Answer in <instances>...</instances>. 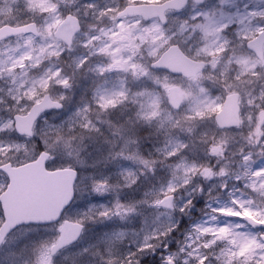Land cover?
I'll use <instances>...</instances> for the list:
<instances>
[{
	"label": "snow or ice",
	"instance_id": "snow-or-ice-1",
	"mask_svg": "<svg viewBox=\"0 0 264 264\" xmlns=\"http://www.w3.org/2000/svg\"><path fill=\"white\" fill-rule=\"evenodd\" d=\"M97 139L119 171L81 187ZM89 223L82 264H264V0H0V247L55 264Z\"/></svg>",
	"mask_w": 264,
	"mask_h": 264
},
{
	"label": "rangeland",
	"instance_id": "rangeland-1",
	"mask_svg": "<svg viewBox=\"0 0 264 264\" xmlns=\"http://www.w3.org/2000/svg\"><path fill=\"white\" fill-rule=\"evenodd\" d=\"M49 121H58L60 119V116L58 114H53L50 117H48ZM89 149H91L90 155L88 157H85V163L80 166V172L83 175L81 185H87L89 183V179L91 177H94L92 174H95V177L98 174L96 172H101V170H108L114 165V167L118 166L117 162H112L111 164L105 165L103 163V156L106 155V145L102 143L100 139H97L94 142H90ZM126 164V162H119V165L122 166ZM119 168V166H118ZM164 170L161 169V173H163ZM106 176H110L108 174H105ZM110 195V194H109ZM97 203H107V200L103 197H99L95 194L87 195L86 192L83 190L81 194H79V198L76 201V204L72 207V210L69 214V216H76L79 212L85 210L89 204H97ZM199 202L194 201L193 202V209H195V212L200 211ZM195 212H190V215L188 217L181 216L180 219L182 221V227L181 225H178V228H181L180 231V237H182L183 229L185 225L187 224V221L192 218L191 216L195 214ZM202 214V213H201ZM105 224H109L111 222H104ZM90 228L88 231L84 232V236L82 241L76 245L73 249L68 250L61 255H59L57 258H55V264H69L70 262H73V264H82L83 260V250L85 248H88L91 250L92 246L96 244L98 236L102 234H98L100 231L96 229V227H93L95 225H99L101 227V230H104V227L101 224L96 223H89L88 224ZM132 226L137 227L138 221L136 219H133ZM105 231H111L110 228H105ZM39 239H45V238H51L52 237V231H40L39 232ZM29 235H33L32 233H29ZM97 236V238H96ZM21 239H26L24 236H20ZM96 238V240L94 239ZM94 239V240H93ZM11 260V257H10Z\"/></svg>",
	"mask_w": 264,
	"mask_h": 264
},
{
	"label": "flooded vegetation",
	"instance_id": "flooded-vegetation-1",
	"mask_svg": "<svg viewBox=\"0 0 264 264\" xmlns=\"http://www.w3.org/2000/svg\"><path fill=\"white\" fill-rule=\"evenodd\" d=\"M145 135H147V133H145ZM147 144H148V146L146 147V150H150V148H151L150 142H148ZM118 171H119L118 166L114 167V165H112V167L110 169L101 170V172H96V173H98V174H110V177L115 179V174L118 173ZM80 174H81V172H80ZM92 175L95 177L94 173ZM82 176L83 175L81 174V177ZM98 176H101V175H97L96 177H98ZM199 207L203 209L204 205L202 203H200ZM70 212H71V210H70ZM70 212H68V213H70ZM68 213H67V215H69ZM93 227H96V229H98V227H99V229H101L100 226H93ZM84 230H85V228H84ZM37 231L38 232H40V231H43V232L44 231H52V236L55 235V232L53 230H51L50 228L46 229L44 227H41V228L37 229ZM55 258H57V256ZM8 262H10V257L8 256L7 249L0 247V264H8ZM73 262H74V260L72 262H70L69 264H73Z\"/></svg>",
	"mask_w": 264,
	"mask_h": 264
},
{
	"label": "water",
	"instance_id": "water-1",
	"mask_svg": "<svg viewBox=\"0 0 264 264\" xmlns=\"http://www.w3.org/2000/svg\"><path fill=\"white\" fill-rule=\"evenodd\" d=\"M35 184L34 183H29V184H26L22 189H21V191H20V196L22 197V198H24V199H27V198H29L30 197V195L35 191ZM81 236V235H80ZM80 238V237H79ZM78 238V239H79ZM77 239V240H78ZM76 240V241H77ZM75 241V242H76ZM75 242H73V243H75Z\"/></svg>",
	"mask_w": 264,
	"mask_h": 264
},
{
	"label": "clouds",
	"instance_id": "clouds-1",
	"mask_svg": "<svg viewBox=\"0 0 264 264\" xmlns=\"http://www.w3.org/2000/svg\"><path fill=\"white\" fill-rule=\"evenodd\" d=\"M88 152H91V149H88ZM86 157H88L87 154H86ZM161 175H163V173H161ZM86 194H87V195H91V193H89V192L87 191V189H86ZM191 212L194 213V212H195V209H192ZM177 235H180V230H178Z\"/></svg>",
	"mask_w": 264,
	"mask_h": 264
},
{
	"label": "trees",
	"instance_id": "trees-1",
	"mask_svg": "<svg viewBox=\"0 0 264 264\" xmlns=\"http://www.w3.org/2000/svg\"><path fill=\"white\" fill-rule=\"evenodd\" d=\"M148 146V144L146 145V147ZM162 170H164V169H162ZM165 171V170H164Z\"/></svg>",
	"mask_w": 264,
	"mask_h": 264
},
{
	"label": "bare ground",
	"instance_id": "bare-ground-1",
	"mask_svg": "<svg viewBox=\"0 0 264 264\" xmlns=\"http://www.w3.org/2000/svg\"><path fill=\"white\" fill-rule=\"evenodd\" d=\"M164 173V172H163Z\"/></svg>",
	"mask_w": 264,
	"mask_h": 264
}]
</instances>
